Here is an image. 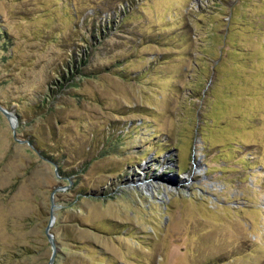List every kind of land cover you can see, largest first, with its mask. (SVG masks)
<instances>
[{"label": "rangeland", "instance_id": "obj_1", "mask_svg": "<svg viewBox=\"0 0 264 264\" xmlns=\"http://www.w3.org/2000/svg\"><path fill=\"white\" fill-rule=\"evenodd\" d=\"M0 264H264V0H0Z\"/></svg>", "mask_w": 264, "mask_h": 264}, {"label": "water", "instance_id": "obj_2", "mask_svg": "<svg viewBox=\"0 0 264 264\" xmlns=\"http://www.w3.org/2000/svg\"><path fill=\"white\" fill-rule=\"evenodd\" d=\"M1 108L5 111V113H6L7 115H9V111H8L7 109H5V108L2 107V106H1ZM47 226H48V224L46 225V229H47Z\"/></svg>", "mask_w": 264, "mask_h": 264}]
</instances>
